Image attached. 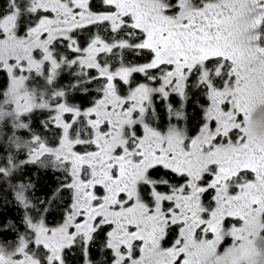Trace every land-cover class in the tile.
I'll list each match as a JSON object with an SVG mask.
<instances>
[{"label": "snow or ice", "instance_id": "1", "mask_svg": "<svg viewBox=\"0 0 264 264\" xmlns=\"http://www.w3.org/2000/svg\"><path fill=\"white\" fill-rule=\"evenodd\" d=\"M0 180V264H264V0H5Z\"/></svg>", "mask_w": 264, "mask_h": 264}, {"label": "trees", "instance_id": "2", "mask_svg": "<svg viewBox=\"0 0 264 264\" xmlns=\"http://www.w3.org/2000/svg\"><path fill=\"white\" fill-rule=\"evenodd\" d=\"M5 0H0V6H3ZM31 183L34 186V198L43 199L45 193L50 192L51 189L58 183L57 177L51 172H46L43 169L36 168L33 165H28L26 169H20L13 174V177L8 183ZM0 213L3 214L0 219L11 220L19 216V212L15 211L16 205L12 200V194L7 183L0 180ZM59 220V213L53 211L49 216V223H55Z\"/></svg>", "mask_w": 264, "mask_h": 264}]
</instances>
